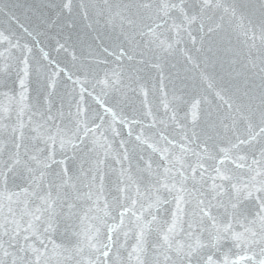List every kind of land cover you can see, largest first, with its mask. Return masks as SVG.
<instances>
[{"label": "snow or ice", "instance_id": "6c2138e0", "mask_svg": "<svg viewBox=\"0 0 264 264\" xmlns=\"http://www.w3.org/2000/svg\"><path fill=\"white\" fill-rule=\"evenodd\" d=\"M0 264H264V0H0Z\"/></svg>", "mask_w": 264, "mask_h": 264}, {"label": "water", "instance_id": "95a60500", "mask_svg": "<svg viewBox=\"0 0 264 264\" xmlns=\"http://www.w3.org/2000/svg\"><path fill=\"white\" fill-rule=\"evenodd\" d=\"M21 3H32L34 0H20Z\"/></svg>", "mask_w": 264, "mask_h": 264}]
</instances>
